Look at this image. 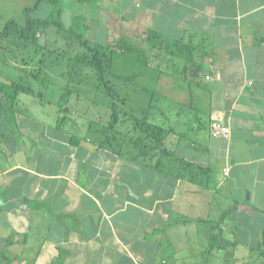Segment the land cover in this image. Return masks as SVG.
<instances>
[{
	"label": "crops",
	"instance_id": "obj_1",
	"mask_svg": "<svg viewBox=\"0 0 264 264\" xmlns=\"http://www.w3.org/2000/svg\"><path fill=\"white\" fill-rule=\"evenodd\" d=\"M43 2L91 44L139 42L146 75L187 98L156 100L171 152L149 159L98 146L94 122L26 110L42 91L0 88V264H264V0ZM152 34L188 44L190 61Z\"/></svg>",
	"mask_w": 264,
	"mask_h": 264
},
{
	"label": "rangeland",
	"instance_id": "obj_2",
	"mask_svg": "<svg viewBox=\"0 0 264 264\" xmlns=\"http://www.w3.org/2000/svg\"><path fill=\"white\" fill-rule=\"evenodd\" d=\"M36 1L0 0V32L11 19L25 26L27 22L25 10L33 8ZM52 6L49 2H43L38 9L30 10L29 15L31 18H46L51 14ZM58 8L61 10L60 7ZM58 18L66 29L72 24L70 16L66 13L61 12ZM70 29L76 33L82 32L77 23ZM35 37L36 43L30 44L14 37L0 38L1 93L11 96L12 88H15L12 85L14 82L34 88L36 92L42 91L46 104L41 105L43 107L33 105L26 109L31 113L42 115L45 112L48 117H55L59 113L60 117H63L66 114L67 120L71 122L69 126L74 120L83 126L94 122L95 127L100 128L107 122L112 110L113 99L107 93L112 86H115L117 98L125 99L123 103L118 100L116 102L119 103V107L127 111L139 109L148 104L149 99H146V96L151 97V93L147 95L144 88L151 89L155 97L169 94L175 101L176 98H187L185 94L173 93L172 89L176 87L171 83V79L168 80L167 85L162 86L156 72L154 76L146 75L142 63L119 54L115 56L114 72L123 75L136 73L138 76L126 82L107 74L104 80H101L90 66L77 60L80 54L88 52V48L83 47L76 36L58 30L55 24L38 27ZM117 40L111 44L112 47ZM87 54L90 56L93 53L89 51ZM182 79L177 82L188 88V82ZM25 98L27 95L21 94V106L26 102ZM31 100L37 101L28 99V101ZM156 102V100L153 101V104L155 105ZM63 107H70V112L62 111Z\"/></svg>",
	"mask_w": 264,
	"mask_h": 264
},
{
	"label": "trees",
	"instance_id": "obj_3",
	"mask_svg": "<svg viewBox=\"0 0 264 264\" xmlns=\"http://www.w3.org/2000/svg\"><path fill=\"white\" fill-rule=\"evenodd\" d=\"M43 0H37L33 8H26L27 22L26 25H19L17 20H9L4 29L0 32V38H15L20 41H25L26 44L31 42L36 43V30L38 27L55 24L58 30H63L70 35L76 36V39L81 43L83 47L88 48L90 51V56L83 53L79 55L77 60L81 63H85L92 71H94L97 76L104 80V76L107 74L115 76L117 79L122 81H132L138 74L134 73L131 75H123L114 72L115 56L117 54L130 57L132 60L147 64L149 60V51L142 47L139 42H133L127 36L120 37L112 47L111 45H99L94 44L93 46L89 43L81 32L76 33L72 29H66L59 20L58 16L61 13L60 9L56 7L53 12L45 19L41 18H31L29 15L30 10L37 9ZM58 15V16H57ZM57 16V17H56ZM76 23V22H75ZM74 23V24H75ZM148 41L152 42V46L165 51L166 53L173 55L180 59L188 60V54H191L192 49L188 44H184L180 40L172 38H163L159 34L149 35ZM115 48V49H114ZM114 49V50H113ZM76 61V60H75ZM192 61V60H191ZM15 88H20V90L28 91L31 90L29 86L22 85L20 83H12ZM115 86L109 88L107 91L108 95L112 97L113 104L110 116L105 124L101 127L97 133L100 135L98 146H107L115 151L120 149L123 142H130L137 147H143L146 150L145 158L152 159L154 156H161L162 154L171 152V146H169V136L173 132L172 126L164 125L159 123L154 113L155 105L150 103L147 107H140L139 109L127 111L119 107V103L116 100L123 103L124 98H117L115 92ZM151 92V91H150ZM152 100H159V97H155V94H151ZM151 100V101H152ZM4 109H11L9 106L4 105ZM62 111L70 112V107L61 108ZM68 116L66 114L61 117L60 121L63 122L67 120ZM93 122H90L91 126Z\"/></svg>",
	"mask_w": 264,
	"mask_h": 264
},
{
	"label": "built area",
	"instance_id": "obj_4",
	"mask_svg": "<svg viewBox=\"0 0 264 264\" xmlns=\"http://www.w3.org/2000/svg\"><path fill=\"white\" fill-rule=\"evenodd\" d=\"M230 127L219 121H212L210 124V134L213 137H228L230 135ZM227 173V170H225Z\"/></svg>",
	"mask_w": 264,
	"mask_h": 264
}]
</instances>
